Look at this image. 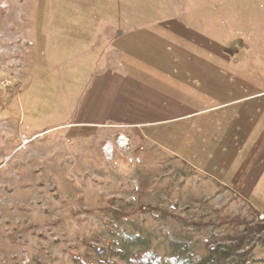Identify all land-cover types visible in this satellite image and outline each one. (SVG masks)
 Listing matches in <instances>:
<instances>
[{
  "label": "rangeland",
  "instance_id": "rangeland-1",
  "mask_svg": "<svg viewBox=\"0 0 264 264\" xmlns=\"http://www.w3.org/2000/svg\"><path fill=\"white\" fill-rule=\"evenodd\" d=\"M173 21L210 51L178 49V63L215 70L209 97L198 91L217 105L215 126L197 150L132 137L122 149L116 128L74 126L95 70L117 61L114 46ZM259 129L264 0H0V264H82L75 254L131 264L140 253L153 264H264V172L250 201L238 177L264 165Z\"/></svg>",
  "mask_w": 264,
  "mask_h": 264
},
{
  "label": "crops",
  "instance_id": "crops-1",
  "mask_svg": "<svg viewBox=\"0 0 264 264\" xmlns=\"http://www.w3.org/2000/svg\"><path fill=\"white\" fill-rule=\"evenodd\" d=\"M149 32V39L130 37L131 40L128 37L131 44L126 49L114 46L119 52L117 61L95 70L81 96L72 124L116 128L122 149L127 148L132 137L143 140L145 145L155 146L160 152H194L197 150L195 138L204 136L211 126H215L214 120L211 125V113L217 105H207L198 98L199 89L209 97L205 89L215 87L211 74L215 70L210 64L178 63L177 50L192 53L194 48L193 52L203 57H208L210 51L206 45H195L191 39L192 29L178 21L167 22L158 31ZM120 34L122 32H116L113 45L120 39ZM123 57L124 63H121ZM227 135L230 136L227 133L225 137ZM188 136L192 137L193 143H186ZM106 141L104 150L107 146L112 150V139ZM223 141L233 147V140L224 138ZM261 157L264 158V153ZM263 169L264 165L260 163L247 165L240 172V190L246 194V200L253 199L254 183L263 174ZM222 173L227 175V171Z\"/></svg>",
  "mask_w": 264,
  "mask_h": 264
},
{
  "label": "trees",
  "instance_id": "trees-1",
  "mask_svg": "<svg viewBox=\"0 0 264 264\" xmlns=\"http://www.w3.org/2000/svg\"><path fill=\"white\" fill-rule=\"evenodd\" d=\"M112 250H115L114 246H111ZM98 253L100 256H105L107 254V247H100L98 250ZM75 258L79 260L82 264H89L86 259H84L83 256L80 254H75ZM104 261H107V259H104ZM131 264H153V259L151 255L148 254H137L130 258Z\"/></svg>",
  "mask_w": 264,
  "mask_h": 264
},
{
  "label": "bare ground",
  "instance_id": "bare-ground-1",
  "mask_svg": "<svg viewBox=\"0 0 264 264\" xmlns=\"http://www.w3.org/2000/svg\"><path fill=\"white\" fill-rule=\"evenodd\" d=\"M123 138H124V137H123ZM109 148H110L109 146L106 147V151H107V153H109Z\"/></svg>",
  "mask_w": 264,
  "mask_h": 264
}]
</instances>
